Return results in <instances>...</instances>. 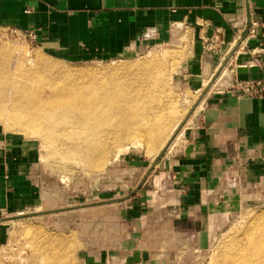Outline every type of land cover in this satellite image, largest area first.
Instances as JSON below:
<instances>
[{
	"label": "crops",
	"instance_id": "1",
	"mask_svg": "<svg viewBox=\"0 0 264 264\" xmlns=\"http://www.w3.org/2000/svg\"><path fill=\"white\" fill-rule=\"evenodd\" d=\"M247 20L257 22L256 33L243 40L246 50L232 64L237 79L257 80L264 68L249 61L252 48H264V0H0L1 26L31 31L36 45L73 61L130 55L185 25L200 53L197 76L215 71ZM216 33L221 43L205 52ZM38 162L32 142L0 131V239L7 218L40 198ZM157 166L152 181L159 187L136 200L128 216L134 225L157 211H166V223L196 222L199 245L208 247L233 213L264 200V96L209 94L181 147ZM170 210L179 214L170 219Z\"/></svg>",
	"mask_w": 264,
	"mask_h": 264
},
{
	"label": "rangeland",
	"instance_id": "2",
	"mask_svg": "<svg viewBox=\"0 0 264 264\" xmlns=\"http://www.w3.org/2000/svg\"><path fill=\"white\" fill-rule=\"evenodd\" d=\"M179 32L185 36L181 40L176 36ZM247 36L244 30L240 38L220 54L215 71L197 76L200 53L193 47L191 31L185 25L173 26L167 37L152 41L136 53L84 61L54 55L36 45L22 31L0 25V46H15L14 49L26 51L32 60L41 57L42 63L51 66L47 70L52 75L63 74L66 67L77 77L115 74L118 86L130 91L142 80L145 62L160 61L165 70L162 82L155 89L148 80L138 85L136 96L142 104L138 109L146 124L139 129L140 138L131 145L128 142L134 139L131 132L125 140L107 141V157L98 167L83 165L78 156L70 158L53 153L34 133L25 135L16 127H10L0 112V131L32 142L39 155L35 180L40 193L33 207L7 218L5 236L0 239V264H23L18 259L32 258L36 245L48 246L44 249L55 257L52 264H223L239 239L263 228L264 200L256 198L229 217L208 247L199 245L196 222L179 218L174 223H166V211L161 214L157 211L155 216L148 215L141 224L134 225L136 220L127 214L136 200L147 197V191L159 187L152 181L153 175L160 171L157 163L181 147L195 127L206 97L228 85L229 58L240 56L239 51L246 50L242 48ZM177 62L181 66L179 72L172 74L169 65ZM222 69L225 72L217 85L208 90ZM199 101L201 105L191 114ZM189 115L191 120L175 139L173 126L181 127ZM159 120L168 121L169 129L159 148L151 151L142 141L149 137L150 129L159 127ZM173 140L172 147L167 149L166 145ZM157 197L155 200L159 201ZM178 214L170 210L167 217L171 219Z\"/></svg>",
	"mask_w": 264,
	"mask_h": 264
},
{
	"label": "bare ground",
	"instance_id": "3",
	"mask_svg": "<svg viewBox=\"0 0 264 264\" xmlns=\"http://www.w3.org/2000/svg\"><path fill=\"white\" fill-rule=\"evenodd\" d=\"M176 36L178 40L185 37L180 32ZM14 47L0 46V112L10 127H16L25 135L34 133L53 153L72 158L78 156L87 167L102 164L107 157V141L125 140L131 132H134V139L128 141L131 145L140 138L139 129L146 124L138 109L142 104L136 91L144 80L150 81L154 89L160 85L165 74L160 61L145 62L142 69L146 71L137 88L125 91L124 87L118 86L115 74L84 78L73 76L74 71L66 67L63 74L52 75L47 70L51 66L42 63L41 57L32 60L26 51ZM169 66L172 74L178 73L181 67L179 62ZM224 72L222 69L208 90L217 85ZM149 93L152 95V91ZM200 105L201 101L191 114ZM189 116L181 127L173 126L175 139L191 120L192 115ZM158 124L162 129H150L149 137L142 141L151 151L159 148L169 129L168 121L159 120ZM174 141L168 142L167 149ZM44 248L34 246L32 258L19 256V263L52 264L55 257ZM226 258L223 264H264V227L239 239Z\"/></svg>",
	"mask_w": 264,
	"mask_h": 264
},
{
	"label": "built area",
	"instance_id": "4",
	"mask_svg": "<svg viewBox=\"0 0 264 264\" xmlns=\"http://www.w3.org/2000/svg\"><path fill=\"white\" fill-rule=\"evenodd\" d=\"M258 24L256 21L249 20V23L244 24L243 31L246 30V34L249 36H254L256 33V29ZM16 30V29H15ZM29 38L34 40V36L31 31H22ZM221 43V39L219 33L213 35L210 40H208L205 44L206 50L214 49L215 45H219ZM252 59L249 63L253 65H257L259 67L264 68V48L261 46L254 47L250 50ZM232 57H230L229 70L228 75L230 76V82L228 85L220 91H228L233 93L234 95L240 96H248V97H258L264 96V78L257 80H239L236 78L234 65L232 64Z\"/></svg>",
	"mask_w": 264,
	"mask_h": 264
}]
</instances>
